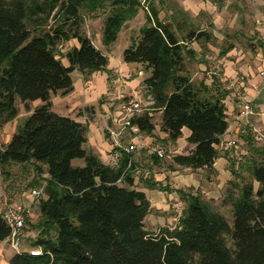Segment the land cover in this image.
I'll return each mask as SVG.
<instances>
[{"label":"trees","instance_id":"16d2710c","mask_svg":"<svg viewBox=\"0 0 264 264\" xmlns=\"http://www.w3.org/2000/svg\"><path fill=\"white\" fill-rule=\"evenodd\" d=\"M107 3L111 13L102 43L109 47L126 22L136 17L139 0H0V130L19 117L18 102L28 110L32 102L43 103L19 124L8 145H0L4 181H11L14 166L32 167V190L44 187L45 193L37 200L40 220L26 221L36 233L32 250L16 254L10 264H264V143L253 134L244 136L247 155L230 163L233 180L225 203L232 206L233 224L200 193L180 190L185 210L178 225L153 234L145 229L151 204L133 189V153H124L118 167L104 164L85 149L88 125L53 112L52 96L73 93L75 71L86 81L93 73H110L109 58L83 31L82 14L96 13ZM55 15L58 24L40 30ZM196 33L182 42L152 14L123 60L151 71L145 85L152 105L131 119L132 126L152 136L154 113L161 111V131L167 134L163 143H176L184 129L190 131L193 149L175 155L173 163L212 172L229 129V93L218 75L208 87L197 85L187 74L193 51L185 43L210 39L205 32ZM73 39L80 48L60 57V46ZM78 160L84 166H76ZM152 160L161 159L152 155ZM147 185L165 189L155 182ZM11 234L2 212L0 243ZM34 250L41 254L32 255Z\"/></svg>","mask_w":264,"mask_h":264},{"label":"crops","instance_id":"0c3cea01","mask_svg":"<svg viewBox=\"0 0 264 264\" xmlns=\"http://www.w3.org/2000/svg\"><path fill=\"white\" fill-rule=\"evenodd\" d=\"M148 5L150 14L141 5L136 17L127 21L124 27L132 33L136 31L140 36L148 17L153 14L182 42L193 31H196V34L207 33L210 35L209 40L193 39L185 43L187 48L193 51L192 57L187 59V74L197 85L204 83L211 87L215 73L229 93L225 100L229 129L221 139L220 157L214 164L212 180L204 176L205 169L192 170L173 163L166 164L162 159L159 162L152 160L150 148L167 140V134L161 131V111L154 114L159 116L160 125H155L156 130L152 136L130 129L121 133L120 140L124 147H138V151L132 154L133 189L144 193L149 200L151 211L145 220V229L149 233L157 234L162 228L174 226L175 219L170 216L171 206L174 202L183 203L178 191L194 190V193H200L207 201H217L222 197L223 185L233 176L231 161H240L247 155L242 131L247 129L248 125L246 120L239 117L238 100L234 97L236 89L244 92L253 102L254 115L250 119L251 124L258 129H264V77L261 75L264 70V0H148ZM141 10H144V16L141 15ZM257 21H260V24ZM103 29L102 26L99 33L101 45ZM83 31L93 41L92 30ZM93 43L109 58L110 73L96 72L86 81L79 71H75L73 93L64 97L52 96L53 112L87 124L89 133L85 149L109 165L115 150L110 131L120 132V127L114 123L113 117L128 98H135L140 103L142 91L148 93L145 80L151 76V71H146L139 64L125 63L123 56L118 57L112 51L105 52L94 41ZM65 45L70 48L68 51L80 48L76 39L60 47ZM62 61L65 66H69L66 58ZM30 104L31 109H27L24 114L20 111L16 120L0 130V145H8L19 124L27 119L34 109L43 105L41 101ZM149 105H152L150 96ZM87 108H94V111L88 112ZM142 112L143 110L140 113ZM189 137L190 131L184 129L181 139L176 143H168L171 151L176 155L188 154L193 149L188 143ZM230 139L238 142L235 153L226 147ZM258 142L262 144L264 140ZM233 154H236L235 157ZM74 163L76 166H84V161L81 160ZM15 168L16 166L12 169ZM148 182L161 184L165 189H151L147 185ZM12 183V180L5 182L0 176V213L8 207L20 206L30 213V217H33V212L38 209L40 217L39 202L30 196L32 190L22 194V198L18 194L15 199L7 195L6 189L8 186L12 188ZM256 184L259 187V184ZM148 218L150 224L147 223ZM28 235L36 237L33 231ZM29 251L25 245V249L20 252ZM16 254L18 252L11 247L9 239L0 243V264H10Z\"/></svg>","mask_w":264,"mask_h":264},{"label":"rangeland","instance_id":"374dc122","mask_svg":"<svg viewBox=\"0 0 264 264\" xmlns=\"http://www.w3.org/2000/svg\"><path fill=\"white\" fill-rule=\"evenodd\" d=\"M38 1H42V0H38ZM147 4H148V0H147ZM110 13H111V6L108 3L105 5L104 8H99L96 11V13H88L86 11H82V14H83L84 19H85V22L83 24V29H89V30L91 29L92 30L93 41L101 50H105V52L112 51L116 56L122 57L124 54V51L126 49H128L130 47V45H132V42L134 41V39L137 38V36H138V38L140 36L138 35V33L136 31L132 33L131 31H129L127 29V27H123L122 31L119 33L118 40L114 44H112L109 47H104L103 45H101L100 39H99V33L101 32L100 29L102 28V26L104 28L105 19ZM144 14H145L144 10H141V15L144 16ZM58 22H59L58 16L55 15V17H52L40 30H45V31L50 30L51 28L55 27V25L58 24ZM32 31H33V33L36 32L34 30V28H32ZM68 49H70V48L67 47V45L63 46L62 48L60 47L59 48V56L64 57V55L67 53ZM146 77H147V74L145 73L144 79H146ZM74 79H75V77H74ZM139 100L141 103L142 110L147 111V109L151 105H149V94L146 93L145 90L142 91V95L139 98ZM17 105H18L19 110L21 111L22 114H24L27 111V108H26L24 103L18 102ZM30 106H31V104H29V107ZM31 108L32 107H30L29 109H31ZM156 113H154V114H156ZM22 122H24V121H22ZM154 123H155V125H160L158 115H154ZM157 145L159 147L166 149L168 152H170L167 155V157L162 159V160L165 161L166 164H169V163L172 164L173 158L176 154L171 153V148H170L169 144L158 142ZM183 151H182V153L185 152V151L184 152ZM10 171H11V180L13 181V183H12L13 187L12 188H10L11 186L7 187V189H6L7 195H11V197L15 199L16 194H18V196L20 195L19 197H21L22 194H24L25 192H29L30 190L33 189L31 187V185H32V180L35 177V172L32 169V167H28L27 170H22L16 166L15 169H12ZM213 174H214L213 171L211 172L209 170H206V174L204 176L207 177L209 180H212ZM46 176L47 175H45L44 178H46ZM244 176H245V178L248 179L247 174H245ZM231 180H233V176L231 177ZM231 180L226 181L225 184L223 185V190L221 191L222 197L220 199H218L217 201L212 200L211 202L217 208V210H219L221 213H223L228 218L229 222L232 225L233 224L232 206L229 203H225L227 190L230 188L229 184H230ZM40 183L42 185L46 184L44 181H40ZM257 186L258 185L255 183L256 189H258ZM177 203L178 202H174L171 206L170 216L172 219H175L174 220V226H171V228L178 225V222H179L178 220H176V213L174 211V205ZM184 206H185V204H184ZM27 219L30 220L32 224H36L40 220L39 210L37 209L36 212H33V217H30V213L28 211H26V221H27ZM32 221H34V222H32ZM147 223L150 224L149 218L147 220ZM30 232H32V229H31L29 223H27L26 228L23 230V232L21 234L20 251L25 249V245L28 246V250H32V248H30V243H31V240L33 238H32V236L28 235V233H30Z\"/></svg>","mask_w":264,"mask_h":264},{"label":"built area","instance_id":"2783aa9c","mask_svg":"<svg viewBox=\"0 0 264 264\" xmlns=\"http://www.w3.org/2000/svg\"><path fill=\"white\" fill-rule=\"evenodd\" d=\"M143 8L150 14V8L147 4V0H139ZM260 24V21H257ZM213 75H216L213 73ZM262 77H264V70L261 72ZM257 89V88H256ZM234 97L238 100V110L239 117L246 120L248 128L242 131L243 136H246L248 133L253 134L258 140H264V129H258L253 126L250 122V119L254 115L253 111V102L249 100L244 92L239 89L235 90ZM142 111L141 104L135 98H128L121 105L118 112L113 117L114 123L118 127H120V132L117 130H111L110 135L115 143V150L109 160V165L113 167H118L119 163L123 157L124 153H134L138 151V147L136 145H131L129 147H124L121 143V133L127 129L138 131L137 127L132 126L131 119ZM221 146V145H220ZM226 147L229 150H233L235 153L238 148V142L234 139H230L226 143ZM150 153L159 157L160 159H164L170 153L166 149L153 146L150 148ZM173 153V151H171ZM236 154H233L235 157ZM45 195L44 187L39 189H34L31 191L30 196L34 200H39L41 197ZM185 206L183 203L178 202L174 205V211L176 213V220H180L184 214ZM4 218L7 221L8 225L11 228V237L10 245L11 247L18 253H20V244H21V234L26 226V211L20 206H11L8 207L3 212ZM32 255L39 256L41 253L38 251H31Z\"/></svg>","mask_w":264,"mask_h":264}]
</instances>
